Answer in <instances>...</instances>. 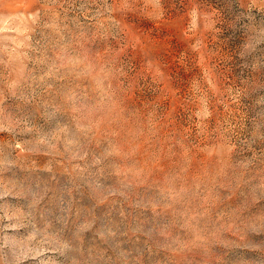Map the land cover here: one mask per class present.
<instances>
[{
	"label": "rangeland",
	"instance_id": "obj_1",
	"mask_svg": "<svg viewBox=\"0 0 264 264\" xmlns=\"http://www.w3.org/2000/svg\"><path fill=\"white\" fill-rule=\"evenodd\" d=\"M0 264H264V0H0Z\"/></svg>",
	"mask_w": 264,
	"mask_h": 264
}]
</instances>
